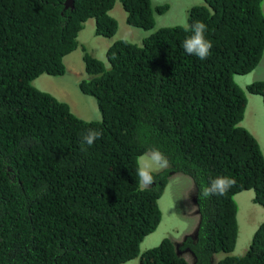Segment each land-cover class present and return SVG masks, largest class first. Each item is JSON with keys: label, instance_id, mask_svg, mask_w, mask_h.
<instances>
[{"label": "trees", "instance_id": "1", "mask_svg": "<svg viewBox=\"0 0 264 264\" xmlns=\"http://www.w3.org/2000/svg\"><path fill=\"white\" fill-rule=\"evenodd\" d=\"M0 0V264H125L160 224L158 200L170 174L189 177L198 213L195 231L177 246L192 264H264V214L243 255L234 197L252 190L264 209V157L242 126L247 99L234 76L264 56L263 0H202L187 25L206 24L210 55L181 44L184 26L162 27L141 45L105 44L104 63L78 40L94 19V35L112 37L117 0ZM126 23L152 30L169 6L119 0ZM155 6V7H153ZM106 43V42H105ZM82 52L79 91L94 98L100 119L76 117L66 102L37 89L40 76L68 75L64 58ZM264 103V80L247 86ZM88 128L102 132L82 150ZM160 149L169 167L139 190L136 158ZM218 175L234 177L223 196L199 199ZM215 255H221L214 260ZM139 264H189L164 238Z\"/></svg>", "mask_w": 264, "mask_h": 264}, {"label": "rangeland", "instance_id": "2", "mask_svg": "<svg viewBox=\"0 0 264 264\" xmlns=\"http://www.w3.org/2000/svg\"><path fill=\"white\" fill-rule=\"evenodd\" d=\"M153 5L167 4L168 10L162 14H155V26L152 30L133 28L126 23V13L119 0L109 12L118 24V30L114 40H125L130 43L141 45L142 40L162 27L185 26L187 24L188 9L195 5H204L202 0H151ZM155 7V6H153ZM264 13V0L261 5ZM95 21L89 19L84 23L83 30L78 35L81 45H85L88 53L101 60L106 69L109 64L106 60L107 39L94 35ZM116 40V41H117ZM106 42V43H105ZM82 52L76 51L64 58V64L68 75L62 78L40 76L32 84L35 88L53 94L58 100L66 102L70 111L76 117H83L87 121L100 119L99 111L94 98L83 95L78 89V83L84 78V64ZM234 81L244 91L247 105L244 112V119L239 126L244 127L258 142L264 157V103L260 95L248 93L247 86L253 82L264 80V56L258 66L244 76H234ZM164 170V169H163ZM159 170L156 173L161 172ZM195 187L192 180L180 173L170 174L167 186L158 200L161 211V221L157 229L147 236L140 245V255L125 264H139V257L152 247H157L164 238L170 239L175 244L177 254L192 264V257L186 250L178 249L177 246L186 235L192 234L198 224V213L194 202ZM252 190L244 191L234 197L238 207V242L233 255H243L247 250L254 231L263 218L264 209L255 204L252 199ZM222 256L215 255L214 260Z\"/></svg>", "mask_w": 264, "mask_h": 264}, {"label": "clouds", "instance_id": "3", "mask_svg": "<svg viewBox=\"0 0 264 264\" xmlns=\"http://www.w3.org/2000/svg\"><path fill=\"white\" fill-rule=\"evenodd\" d=\"M184 30L190 33L182 41L181 46L184 51L188 55H194L202 61L207 59L213 45L210 40L206 39V24L201 21H195L190 25L186 24ZM114 37L115 35L112 37H106V42L117 40H114ZM101 136L102 132L100 130L88 128L81 138L82 150L87 151V148L84 147V145L91 147L99 138H101ZM168 167L169 161L167 157L158 148H149L142 154L138 155L136 158V178L139 190H144L152 186L155 182L154 173L159 170L167 169ZM235 183L236 180L234 177L218 175L211 179L207 186H201L199 199L209 198L213 195L223 196L235 185Z\"/></svg>", "mask_w": 264, "mask_h": 264}, {"label": "water", "instance_id": "4", "mask_svg": "<svg viewBox=\"0 0 264 264\" xmlns=\"http://www.w3.org/2000/svg\"><path fill=\"white\" fill-rule=\"evenodd\" d=\"M72 5V0H66L64 3L65 8L70 7Z\"/></svg>", "mask_w": 264, "mask_h": 264}]
</instances>
